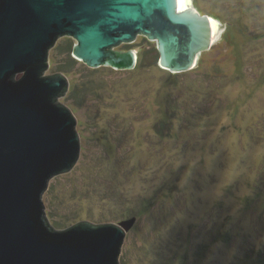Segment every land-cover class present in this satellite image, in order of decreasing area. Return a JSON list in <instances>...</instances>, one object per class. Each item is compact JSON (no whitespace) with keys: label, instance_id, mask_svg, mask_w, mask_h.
<instances>
[{"label":"rangeland","instance_id":"1","mask_svg":"<svg viewBox=\"0 0 264 264\" xmlns=\"http://www.w3.org/2000/svg\"><path fill=\"white\" fill-rule=\"evenodd\" d=\"M192 5L220 35L177 77L142 36L116 48L143 54L131 71L71 64L73 38L50 50L82 137L43 197L57 230L137 218L120 263L264 264V0Z\"/></svg>","mask_w":264,"mask_h":264},{"label":"water","instance_id":"2","mask_svg":"<svg viewBox=\"0 0 264 264\" xmlns=\"http://www.w3.org/2000/svg\"><path fill=\"white\" fill-rule=\"evenodd\" d=\"M209 19L180 12L177 0H0V264H125V238L137 225L55 227L43 195L77 168L82 137L60 104L68 80L45 75L57 41L73 38V57L91 69L131 71L137 53L116 48L142 36L156 44L161 69L182 74L213 45Z\"/></svg>","mask_w":264,"mask_h":264},{"label":"bare ground","instance_id":"3","mask_svg":"<svg viewBox=\"0 0 264 264\" xmlns=\"http://www.w3.org/2000/svg\"><path fill=\"white\" fill-rule=\"evenodd\" d=\"M177 1H178V8L180 12L186 11L188 9H192V10L194 9L192 5V0H177ZM209 20H210L211 29H212V38H213L212 40H213V43H215L220 35L219 24L216 20L212 18H210Z\"/></svg>","mask_w":264,"mask_h":264},{"label":"trees","instance_id":"4","mask_svg":"<svg viewBox=\"0 0 264 264\" xmlns=\"http://www.w3.org/2000/svg\"><path fill=\"white\" fill-rule=\"evenodd\" d=\"M130 46H132V44ZM128 50H132V48H129ZM207 52L208 51L202 53L201 55L202 56H203V54L206 55ZM72 55H73V53L70 55V61H71L70 63L72 64V62H78L74 57H72ZM142 61H143V54L140 52V58H139V60H138V62L136 64V67H135L134 70H137L138 68H140L142 66ZM202 62H203V60H201L199 62V66H198V68L196 70H199L201 68L200 66H201ZM157 64H158V61H157ZM183 74H186V73H182V74H172V73H170L171 76H175V77L180 76V75H183ZM162 123H164V122H162Z\"/></svg>","mask_w":264,"mask_h":264},{"label":"flooded vegetation","instance_id":"5","mask_svg":"<svg viewBox=\"0 0 264 264\" xmlns=\"http://www.w3.org/2000/svg\"><path fill=\"white\" fill-rule=\"evenodd\" d=\"M24 76V75H23Z\"/></svg>","mask_w":264,"mask_h":264}]
</instances>
